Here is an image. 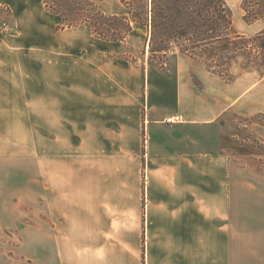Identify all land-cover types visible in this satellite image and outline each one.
<instances>
[{"label":"crops","instance_id":"obj_1","mask_svg":"<svg viewBox=\"0 0 264 264\" xmlns=\"http://www.w3.org/2000/svg\"><path fill=\"white\" fill-rule=\"evenodd\" d=\"M0 2L45 52L0 58V94L29 110L31 143L28 188L0 172V207L12 186L11 205L45 215L61 241L31 264H236L255 234L231 229L226 118L264 113V77L226 84L183 54L176 70L134 69L57 30L41 0Z\"/></svg>","mask_w":264,"mask_h":264},{"label":"rangeland","instance_id":"obj_2","mask_svg":"<svg viewBox=\"0 0 264 264\" xmlns=\"http://www.w3.org/2000/svg\"><path fill=\"white\" fill-rule=\"evenodd\" d=\"M41 1L47 10L44 1ZM91 1L93 8H90L89 11L95 14L101 12L108 16L117 15L131 18V11L127 7L129 4L125 3H129V0ZM225 1L232 11L233 25L239 34L253 37L264 30L262 21H257L254 24L245 22V11L242 8L243 0ZM249 5L255 6L256 4L251 0ZM49 13L47 16L54 21L57 30L74 32L75 35L70 39L77 40L80 38L83 46L87 47L86 49L96 50L95 52L101 53V55L105 54L107 57L134 69L138 68L144 71L158 69L156 66L159 67V59L151 60L150 57V36L147 28L133 24L134 31L131 35L129 34L130 36L128 35L129 38L127 36L124 41L114 44L111 43L114 41L97 38L87 23L62 29V19L51 12ZM16 22V15L12 13L11 8L0 2V58L4 59L12 55H44L45 52L40 51L39 48L23 45L19 36L21 30L19 31L20 27H17ZM20 35L22 36V33ZM72 42L74 41H69V43ZM181 55L178 49L171 52L169 55L171 63L166 68L176 70ZM245 62L242 57L233 61L230 68L232 78L221 77L215 72H209L220 77L226 84L234 83L246 70L255 71L254 76L257 80L264 77V69H246ZM195 83L201 86L196 80ZM22 97L23 103H28L30 100L28 94ZM17 98V95L9 93L0 94V172L10 173V178L19 179L21 187L28 188L31 144L30 112L28 109L24 110L17 107L21 103L17 101ZM14 106L17 107L16 110ZM226 119L230 123L232 138L229 151L231 199L234 202L231 206V229L245 231L247 234L257 236H249L240 240L241 249L236 254L235 263L264 264V113L249 116L234 113L229 114ZM17 167L23 169V174L18 177L14 176L13 173V168ZM12 190V186H7L6 205L0 207V264H31L32 250L39 248V250L44 251L47 247L51 250L61 241L53 239V237H46V228L50 227L45 222V215L31 213L32 209L28 205L21 207L11 205L8 199L14 198ZM21 196L28 200V195L25 193H22ZM36 225L38 226L37 230H35ZM31 226L34 227L33 230H31ZM39 257H45L44 252Z\"/></svg>","mask_w":264,"mask_h":264},{"label":"trees","instance_id":"obj_3","mask_svg":"<svg viewBox=\"0 0 264 264\" xmlns=\"http://www.w3.org/2000/svg\"><path fill=\"white\" fill-rule=\"evenodd\" d=\"M43 1L49 12L62 19V29L87 23L103 40L124 41L133 24L147 28L150 57L159 59L160 68L178 49L221 77L232 78L230 68L239 57L246 61V69H264V30L253 37L239 34L225 0H129L125 3L131 18L95 14L89 11L93 8L91 0ZM250 3L243 0L245 22L264 23V0H253L255 6Z\"/></svg>","mask_w":264,"mask_h":264}]
</instances>
